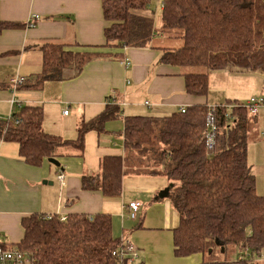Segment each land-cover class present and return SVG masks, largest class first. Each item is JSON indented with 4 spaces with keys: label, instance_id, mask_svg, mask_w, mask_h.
<instances>
[{
    "label": "trees",
    "instance_id": "trees-1",
    "mask_svg": "<svg viewBox=\"0 0 264 264\" xmlns=\"http://www.w3.org/2000/svg\"><path fill=\"white\" fill-rule=\"evenodd\" d=\"M152 1L102 0L105 41L121 47H145L155 33L179 39V46L162 50L160 61L182 69L203 68L182 72L185 91L197 97L207 96L212 70L233 68L264 74V0H162L159 28L148 13ZM22 25L0 20V32ZM41 50L42 71L29 84L32 86L60 80L66 67L80 70L88 59L53 42L42 45ZM246 101L216 104L211 147L204 137L205 102L164 116H125L123 155L104 157L99 172L81 177L82 188L117 197L123 175L162 174L169 181L166 196L179 214L173 231L176 256L198 253L197 264H264V191L256 192L247 161L249 118L255 114L245 107ZM121 114L118 104L108 103L93 118L80 121L75 140H66L42 130L39 107L23 106L12 113V119L0 118V141L16 142L23 159L39 165L58 157V149L65 146L82 152L87 131H100ZM18 118L23 122L15 123ZM43 215L23 216L22 237L13 245L31 254L35 264H121L111 255L120 237L111 233L109 214H71L64 220L56 214ZM230 247H238L242 253L230 259L215 257L216 251L226 256Z\"/></svg>",
    "mask_w": 264,
    "mask_h": 264
},
{
    "label": "crops",
    "instance_id": "crops-1",
    "mask_svg": "<svg viewBox=\"0 0 264 264\" xmlns=\"http://www.w3.org/2000/svg\"><path fill=\"white\" fill-rule=\"evenodd\" d=\"M148 13L154 19L151 5ZM31 16L38 19L29 27L26 23ZM0 20L23 24L0 32L1 119L23 106L39 107L45 133L75 140L80 121L93 118L108 103L118 104L122 111L121 118L107 121L100 131L85 133L82 152L69 146L58 149L55 159L59 167L47 159L39 165L29 164L16 142L0 141V241L11 246L18 243L23 234L21 218L31 213L67 217L103 212L111 217L113 237L125 236L138 247L139 256L132 263L197 264L200 254L179 257L173 252L179 214L167 196H158L169 184L164 175L125 174L117 197L83 189L81 177L99 172L104 157L123 155L125 116H164L182 106L224 104L237 101L240 95L264 94V74L233 68L212 70L209 89L210 78L217 75L219 84L235 87L232 95L225 94L222 101L223 97L211 98L208 93L205 97L188 94L183 69L160 61L164 48L179 46L181 41L155 33L145 47L107 43L102 0H0ZM154 25L159 28V15ZM49 42L88 59L80 70L66 67L60 80L29 85L42 71L41 47ZM15 76L24 77L25 82L13 88ZM145 107L150 113L144 112ZM131 201L141 203L135 219L128 215ZM124 218L138 220L134 224Z\"/></svg>",
    "mask_w": 264,
    "mask_h": 264
},
{
    "label": "built area",
    "instance_id": "built-area-1",
    "mask_svg": "<svg viewBox=\"0 0 264 264\" xmlns=\"http://www.w3.org/2000/svg\"><path fill=\"white\" fill-rule=\"evenodd\" d=\"M38 16H31L27 21V26L31 27L35 25ZM24 77L15 76L11 79V85L15 88L18 84L24 82ZM147 103V102H145ZM245 107L251 114H256L261 107L264 106V97L260 95L251 96L247 99L244 104ZM216 105H208V112L206 117V131L204 134L205 143L208 147H211L214 141V134L216 130L215 126V116L214 109ZM179 110L183 112L185 107H180ZM64 114H67V110L63 111ZM9 119H12V113H9ZM23 120L18 118L15 119V123H22ZM63 175L59 174L58 178L62 179ZM141 207V203L139 201H131L127 205L128 215L131 219H135L136 215ZM55 214L47 213L43 216L46 218H50ZM61 220H64L65 216L59 217ZM111 255L114 256L117 261L123 264L125 261L128 263L134 262L139 256V249L134 244L131 239L123 236L119 239L118 246L112 250ZM0 264H35V259L33 256L23 250L18 249L17 247L11 245H2L0 243Z\"/></svg>",
    "mask_w": 264,
    "mask_h": 264
},
{
    "label": "rangeland",
    "instance_id": "rangeland-1",
    "mask_svg": "<svg viewBox=\"0 0 264 264\" xmlns=\"http://www.w3.org/2000/svg\"><path fill=\"white\" fill-rule=\"evenodd\" d=\"M162 5V0H153L151 3L152 11H154V19H156L159 15L160 17V6ZM159 12V13H158ZM186 72H199L203 71V68L200 67H188L183 68ZM213 77L210 78V84L211 87L209 90L208 95L215 98L223 97L221 100H225V94L232 95L234 86H226L225 82L224 84H219L217 82V75H212ZM236 84L234 81L231 83ZM237 86V85H236ZM239 87V86H237ZM241 89V88H240ZM242 90V89H241ZM263 94V93H262ZM259 95V94H255ZM264 95V94H263ZM254 96V95H252ZM247 97V96H246ZM242 98L240 95V98H238V102L244 103L248 98ZM215 98L212 99V101H217ZM234 101V100H231ZM144 112L150 113L149 110L145 107L143 108ZM250 121V130L248 135V145H247V161L249 165L251 166L252 173L255 176L256 180V192L262 194L264 191V135H263V129H264V111H259L255 115H251L249 118ZM125 222L128 220L132 223H136L138 219L130 220L129 218H124ZM134 223V224H135ZM130 229V228H129ZM133 242V240H131ZM134 243V242H133ZM135 244V243H134ZM242 253L238 247H230L228 251L226 252V256L222 254L220 251L215 252V257L218 259L226 258H235L236 254ZM261 259V258H259Z\"/></svg>",
    "mask_w": 264,
    "mask_h": 264
},
{
    "label": "water",
    "instance_id": "water-1",
    "mask_svg": "<svg viewBox=\"0 0 264 264\" xmlns=\"http://www.w3.org/2000/svg\"><path fill=\"white\" fill-rule=\"evenodd\" d=\"M47 161L50 162L51 164L55 165V166H60L59 162L57 159L55 158H47ZM49 183H52V182H49ZM167 192H168V187L161 190L159 193H158V196L160 197H164L167 195Z\"/></svg>",
    "mask_w": 264,
    "mask_h": 264
}]
</instances>
